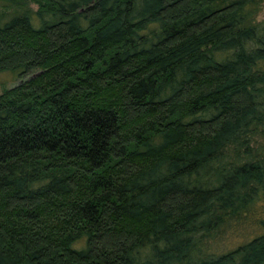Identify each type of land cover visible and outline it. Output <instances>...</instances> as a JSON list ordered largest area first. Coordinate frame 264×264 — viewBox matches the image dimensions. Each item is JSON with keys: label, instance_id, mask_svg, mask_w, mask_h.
Returning a JSON list of instances; mask_svg holds the SVG:
<instances>
[{"label": "trees", "instance_id": "obj_1", "mask_svg": "<svg viewBox=\"0 0 264 264\" xmlns=\"http://www.w3.org/2000/svg\"><path fill=\"white\" fill-rule=\"evenodd\" d=\"M20 1L0 264H264V0ZM229 230L255 233L201 252Z\"/></svg>", "mask_w": 264, "mask_h": 264}, {"label": "rangeland", "instance_id": "obj_2", "mask_svg": "<svg viewBox=\"0 0 264 264\" xmlns=\"http://www.w3.org/2000/svg\"><path fill=\"white\" fill-rule=\"evenodd\" d=\"M19 10H36L37 4L32 0H21L19 4L15 7ZM12 10L9 9L8 11ZM255 22H261L264 25V1L263 6L260 11L255 15ZM31 75V74H30ZM29 76L19 78L14 73L9 71L0 72V93L7 88H11L24 79H27ZM254 231H250L248 234H243L240 230L235 231L229 230L227 233L223 234L220 238H209L203 240L199 248L201 252H212V251H222L227 250L228 248L236 246L238 243L242 242L245 238H249L254 235ZM258 233V230L256 231Z\"/></svg>", "mask_w": 264, "mask_h": 264}]
</instances>
